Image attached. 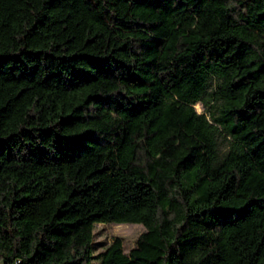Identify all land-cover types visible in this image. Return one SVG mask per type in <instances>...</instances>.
Returning <instances> with one entry per match:
<instances>
[{"label":"trees","instance_id":"16d2710c","mask_svg":"<svg viewBox=\"0 0 264 264\" xmlns=\"http://www.w3.org/2000/svg\"><path fill=\"white\" fill-rule=\"evenodd\" d=\"M98 224L145 229L98 264H264V0H0V264Z\"/></svg>","mask_w":264,"mask_h":264},{"label":"rangeland","instance_id":"374dc122","mask_svg":"<svg viewBox=\"0 0 264 264\" xmlns=\"http://www.w3.org/2000/svg\"><path fill=\"white\" fill-rule=\"evenodd\" d=\"M194 109L197 113H204V107L199 104ZM225 146V144L222 145ZM145 232L141 225L137 224H98L94 228L95 251L93 264H98L99 255L112 243L115 239H120L122 242V250L128 254L135 248L138 237Z\"/></svg>","mask_w":264,"mask_h":264}]
</instances>
